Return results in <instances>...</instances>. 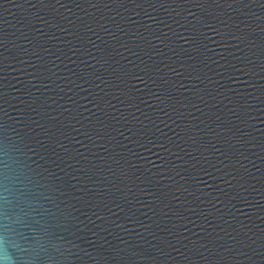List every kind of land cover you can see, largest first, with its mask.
<instances>
[{"label": "water", "instance_id": "95a60500", "mask_svg": "<svg viewBox=\"0 0 264 264\" xmlns=\"http://www.w3.org/2000/svg\"><path fill=\"white\" fill-rule=\"evenodd\" d=\"M0 264H264V0H0Z\"/></svg>", "mask_w": 264, "mask_h": 264}]
</instances>
